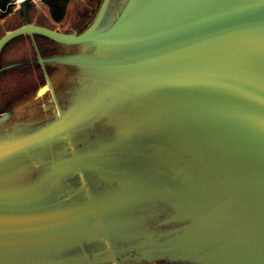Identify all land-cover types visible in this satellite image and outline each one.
<instances>
[{
    "label": "rangeland",
    "instance_id": "obj_1",
    "mask_svg": "<svg viewBox=\"0 0 264 264\" xmlns=\"http://www.w3.org/2000/svg\"><path fill=\"white\" fill-rule=\"evenodd\" d=\"M100 1L68 0L62 18L54 22L49 21L51 18L41 0H28L25 12L30 23L77 33L89 24L90 20L85 21V18L92 10L93 3L98 7ZM125 2L109 0L94 32L108 29ZM2 19L0 26L21 23L18 5L15 9L11 7ZM120 30V27L113 28L108 31L109 34H101L81 45L60 43L39 34L22 33L9 38L0 48V67L3 66L0 68V113L4 110L8 113L0 122V211L10 208L18 216L41 215L40 219L48 232L42 241L32 243L30 249L26 248L31 242L26 248L18 244H0V264L99 263V260H95L104 254L105 241L72 238L69 220H64L66 224L62 223L61 217L52 214L58 207L80 200L88 194L94 199L110 201L107 202L109 206L99 209L98 215L108 223L106 233L117 258L124 254L145 256L147 254L144 253L148 252H163L172 245L171 241L185 236L199 239L193 241L192 246L172 245L170 249H177L178 253L196 254L203 250L200 238L206 235L207 230L214 236L217 233L226 238L225 248L229 252L218 251L227 259L225 264H231L229 255L235 253L232 251L244 253L249 246L252 249L251 256L255 254L256 261L260 263L262 256L264 258V221L258 223L255 215L247 214L246 205L250 198L255 202L264 201L263 178L256 182L255 171L249 173L247 169L244 170V177L241 176L244 188H247L246 191L244 189V195L249 193V189L254 191L257 188L263 194L258 196L259 199L253 194L248 198L250 193L245 196H239L241 193L231 194L228 186L221 181L218 186L221 188L215 191L213 186L207 185L205 189L201 182L200 189L196 190L189 175V181H186L188 186L176 185L178 180L174 172L182 167L184 159L180 151L184 149V129L174 127L173 117L180 120L173 116L174 113L151 109L155 99L164 96L161 94L168 95V91L152 80L140 77L144 80L136 82L129 78V74H110L107 67L104 69L96 63L82 62L85 58L95 56L115 57L111 54L113 50H106L103 45L110 44L113 47L114 36ZM2 33L0 27V35ZM42 84L48 87L37 93ZM170 94L172 101L189 107L190 111L196 109L193 103L181 100L173 92ZM172 101L169 104L171 109ZM151 112L161 117L157 120L162 124L160 129L152 127L157 122H152ZM41 134H44L43 138ZM155 155L157 157L152 162L151 158ZM195 161L198 162L197 159ZM192 170L197 169L190 167ZM247 184L251 185L250 188L246 187ZM260 208L264 210V203ZM260 208L257 204L256 209ZM206 210L208 216L203 213ZM178 213L182 214L177 216ZM172 214L176 216L170 218L174 216ZM166 217L170 219L166 220ZM223 219L226 220L221 221ZM94 220L95 215L82 214L76 222L91 223ZM201 222H205L204 225L207 223L209 227V223L217 225L208 228ZM180 230L186 231L181 233ZM255 230L263 236H259ZM0 231L6 232V229ZM166 261L172 264H196L184 260L183 256L172 261L166 258ZM105 263L108 262L101 264Z\"/></svg>",
    "mask_w": 264,
    "mask_h": 264
},
{
    "label": "water",
    "instance_id": "obj_2",
    "mask_svg": "<svg viewBox=\"0 0 264 264\" xmlns=\"http://www.w3.org/2000/svg\"><path fill=\"white\" fill-rule=\"evenodd\" d=\"M108 1L101 0L98 7L94 2L92 10L85 18V21L90 20L89 24L77 33H70L30 23L25 12L28 0H20L18 10L22 23L0 35V48L9 38L22 33L39 34L60 43L78 44L120 27L121 30L117 31L113 40L115 41L113 47L117 51L116 54H111L115 57L95 56L85 58L84 61L106 66L110 74L111 72H117L116 75L127 73L129 78L135 81L140 82L144 80L143 78L152 80L168 91V95L165 92L166 94H162L163 97L155 99L151 109L152 111L167 109L168 111L165 112L174 113L173 116L180 119L173 117L174 127L184 129L182 145L186 152L182 156L184 158L182 167L174 172V175H177L175 179L178 180L176 185L188 186L186 181L189 175L196 190L200 189L201 182L205 189L208 185L213 186L215 191L221 188H218L221 181L228 186L231 194L232 192L244 194L246 192L242 191L244 183L241 176L246 173L244 171L246 169L249 172L252 170L253 173L255 171L256 182L258 180L260 182L263 178L261 183H264V0H172L171 3L166 0L157 2L154 0L155 3L145 5L150 8L152 14L147 15V11H144L139 19L134 18L132 14L134 10L136 11L133 7L134 0H126L110 27L103 32H94ZM156 26H159V29ZM109 46L111 47L110 44ZM113 47L111 50H114ZM121 50H125L126 55H118L117 52ZM47 87V84H42L37 92H42ZM172 92L181 100L193 103L199 112L193 106L194 109L190 111L189 107L176 100H173L174 103L170 94ZM171 101L172 109L169 107ZM150 114H153L152 122H157L161 118L154 112ZM7 115V111H2L0 122ZM197 120L201 124L197 123ZM202 123L206 128L203 130L202 127L199 130ZM161 125L157 122L152 127L160 129ZM209 140L215 146L224 143L225 146L229 145L237 150L223 151L224 147L222 149L221 144L217 148L209 147L208 150L207 145L211 143ZM201 143L202 148L199 151ZM202 151H207L208 155L203 161H201ZM194 158L198 162L193 160ZM151 160L153 162L154 158ZM231 160L236 162L238 168L235 173L239 182L238 184L233 182L236 187L233 184L230 187V183L224 181L226 174L221 171L223 166L234 167ZM194 162L197 170L190 172ZM199 163L206 167L203 175L199 173ZM249 191L254 196L261 194L259 189L257 193V188ZM203 196L206 195L203 193ZM249 201L255 208L257 204L258 208L263 205L258 201L253 205L255 201ZM107 202L110 201L94 199L88 194L80 200L58 207L52 213L61 217L62 223L66 219L69 220L72 238L98 239L106 242V246L103 247L104 254L95 260V262L99 260V263L95 264L102 262L119 264L106 233L108 223L102 221L98 215L99 209L110 205ZM203 213L208 216L207 210ZM262 213L264 214V210ZM82 214L95 215L96 220L78 224L75 221ZM181 214L178 213L177 216ZM18 215L10 208L0 211V230L6 229V232L0 231L3 232L0 233V244H18L26 248L28 242H31L26 248L30 249L32 243L47 237L48 232L44 233L45 227L40 219L41 215L40 217L33 214ZM252 215L256 216V221L263 223L264 220L257 211L252 212ZM173 217L175 215L170 218ZM201 223L203 226L208 225ZM209 225L211 227L217 224L209 223ZM212 235L214 236L206 230V235L200 238L203 250L196 254L178 253L177 249L171 251L172 245L192 246V242L199 239L185 236L171 241L172 245L168 247L169 253L165 250L144 253L147 254L145 256L142 254H124V256L130 261L143 258L150 261L166 259L168 258L166 256L172 252V256L169 257L171 261L183 256L184 260L196 264L208 262L225 264L227 259L218 251H227L224 243L227 240L217 233L214 237ZM251 250L249 246L245 254L239 250L237 254H230L231 264H264V258L258 263L255 259L256 255L254 257L249 255Z\"/></svg>",
    "mask_w": 264,
    "mask_h": 264
},
{
    "label": "bare ground",
    "instance_id": "obj_3",
    "mask_svg": "<svg viewBox=\"0 0 264 264\" xmlns=\"http://www.w3.org/2000/svg\"><path fill=\"white\" fill-rule=\"evenodd\" d=\"M154 0H134V5H133V7L136 9V11L134 10V12H132V14L134 15V18H136V19H139L140 18V16H141V13L143 14V12L144 11H147V15H150V14H152V11L150 10V8L149 7H146L145 5L146 4H153V3H155V2H157L158 0H155V2H153ZM166 2H169V3H171L172 2V0H166ZM144 6L146 7V8H144ZM138 9V10H137ZM157 27V29H159V26H156ZM115 30V29H114ZM108 33V32H107ZM109 34V33H108ZM107 35V34H106ZM108 39V38H107ZM86 41H84V42H80V43H78L79 45H81V44H83V43H85ZM93 42V41H92ZM87 43V42H86ZM95 43V42H94ZM105 44H106V42H105ZM118 45V44H117ZM105 48L104 49H106V50H109V51H111V48L112 47H109V45H103ZM85 47V46H84ZM101 49H103V48H101ZM119 49H121V48H119ZM83 50V49H82ZM94 50V49H93ZM96 51H97V49H96ZM100 51V50H99ZM116 51L117 50H113L112 51V54H116ZM85 52V51H84ZM82 53V52H81ZM96 53V52H95ZM105 53V52H104ZM85 54V53H84ZM101 54H103V53H101ZM117 54L119 55V54H121V55H126V51L125 50H121V51H118L117 52ZM89 55V54H88ZM106 55V54H105ZM91 57V56H90ZM84 60H82V62H83ZM86 63H88V62H86ZM80 65V64H79ZM84 65H86V64H84ZM90 66V65H89ZM97 66H99V65H97ZM103 66V65H102ZM78 67V66H77ZM81 66H79V68H80ZM92 67V66H91ZM100 67V66H99ZM106 66H103V68L104 69H106L105 68ZM86 68V67H85ZM78 69V68H77ZM97 69V68H96ZM83 70V69H82ZM100 70V69H99ZM98 70V71H99ZM107 70H109L108 68H107ZM77 71V70H76ZM105 71V70H104ZM86 72V71H85ZM100 72V71H99ZM102 72H103V70H102ZM84 73V72H83ZM109 73V72H108ZM115 73V72H114ZM85 74V73H84ZM97 74H98V72H97ZM100 74V73H99ZM83 75V74H82ZM103 75V74H102ZM124 75H127V74H124ZM80 76V75H79ZM85 76V75H84ZM101 76V75H100ZM81 77V76H80ZM107 77V76H106ZM110 77V76H109ZM89 78H91V77H89ZM94 78V77H93ZM95 78H97V77H95ZM112 78V77H111ZM81 79V78H80ZM114 79V78H113ZM117 80H118V78H116ZM126 79V78H125ZM49 80V79H48ZM102 80V79H101ZM105 80V79H104ZM122 80V79H121ZM119 81H120V79H119ZM93 82V81H92ZM95 82V81H94ZM115 82V81H114ZM121 82H123V80L121 81ZM128 82V81H127ZM126 82V83H127ZM137 82V81H136ZM102 83V82H101ZM106 83V82H105ZM118 83V82H117ZM124 83V82H123ZM130 82H128V84H129ZM133 83V82H132ZM119 84H121V83H119ZM138 84V83H137ZM81 85V84H80ZM79 85V86H80ZM108 85V84H107ZM111 85V84H110ZM148 85V84H147ZM73 86V85H72ZM91 86H93V85H91ZM109 86V85H108ZM125 86H127V85H125ZM143 86H145V85H143ZM150 86L151 85H149L148 87L150 88ZM51 87V86H50ZM81 87V86H80ZM96 87H97V85H96ZM95 87V88H96ZM99 87V86H98ZM101 87V86H100ZM128 87H130V86H128ZM134 87H136V86H134ZM138 87V86H137ZM147 87V86H146ZM88 88V87H87ZM103 88V87H102ZM101 89V88H100ZM99 89V90H100ZM108 89V88H107ZM112 89V88H111ZM118 89V88H117ZM116 89V90H117ZM148 89V88H147ZM161 89V88H160ZM82 90V89H81ZM92 90V89H91ZM98 90V91H99ZM119 90V89H118ZM144 90H146V89H144ZM71 91V90H70ZM78 91H80L79 89H78ZM93 91V90H92ZM159 91V90H158ZM73 92H75V91H73ZM157 92V91H156ZM160 92V91H159ZM38 93V92H37ZM78 93H80V92H78ZM93 94V93H92ZM157 94V93H156ZM73 95V94H72ZM75 95V94H74ZM102 95V92L100 93V96ZM161 96H162V94H161ZM51 98V97H50ZM54 98H55V96H54ZM69 98V97H68ZM103 100V99H102ZM104 100H105V98H104ZM74 101H75V99H74ZM85 102H86V100H85ZM84 102V103H85ZM118 102V101H117ZM70 103V102H69ZM73 103V102H72ZM75 103H76V101H75ZM116 103V102H115ZM124 103H125V101H124ZM69 105V104H68ZM115 105V104H114ZM53 107V106H52ZM65 109V108H64ZM117 109H118V107H117ZM161 110V109H160ZM165 111H168L167 109H164ZM56 114V113H55ZM106 115V114H105ZM107 116V115H106ZM56 118V117H55ZM62 118H63V116H62ZM56 122V121H55ZM65 122V121H64ZM50 123V122H49ZM197 123H199V124H201L200 123V121H198L197 120ZM54 124V123H53ZM46 125V124H45ZM203 123H202V125H200L199 126V130L200 129H202V127H203ZM206 125V124H205ZM55 126V125H54ZM53 126V127H54ZM57 126V125H56ZM63 126V125H62ZM43 127V126H42ZM48 127V126H47ZM114 127H115V125H114ZM45 128V127H44ZM204 128H206L205 126L203 127V130H204ZM48 129V128H47ZM49 129H51V128H49ZM55 129V128H54ZM65 129V128H64ZM68 129V128H67ZM66 129V130H67ZM40 130H42V129H40ZM53 130V129H52ZM49 132V131H48ZM115 132V131H114ZM47 133V132H46ZM50 133V132H49ZM58 133V132H57ZM110 133V132H109ZM70 134V133H69ZM117 134H119V133H117ZM46 135V134H45ZM115 135V134H114ZM42 136H44V134L42 135H40V137H42ZM112 136H113V134H112ZM43 138V137H42ZM55 138V137H54ZM66 138V137H65ZM69 138V137H68ZM101 138V137H100ZM100 138H98L97 140H99ZM109 138V137H108ZM107 138V139H108ZM70 139V138H69ZM154 141V140H153ZM211 143H210V145H207V149L209 150V147H212V146H214V148H217V146L219 145V144H221L222 145V149H223V147H224V150L223 151H231V152H233V150L234 151H236L237 149L236 148H233L232 149V147H230L229 145H224V143H219L217 146H215V144L214 143H212V141L211 140H209ZM70 143V142H69ZM97 143V142H96ZM99 143V142H98ZM69 148V147H68ZM200 148H202V143L200 144V147H199V151H200ZM75 150V149H74ZM180 151H182V153L183 154H185V152H186V149L184 148V149H181ZM74 152V151H73ZM153 152V151H152ZM238 152V151H237ZM68 153V152H67ZM77 155V154H76ZM162 155H160L158 158H160ZM67 157V156H66ZM152 157H154V160H155V158L157 157V155H155V156H152ZM234 157L236 158V154L234 155ZM205 158H208V155H207V151H202L201 152V161H203ZM76 159H77V157H76ZM74 160V159H73ZM194 160H195V158H194ZM67 161V160H66ZM77 161H79V160H77ZM244 161V160H243ZM75 162V161H74ZM94 163V162H93ZM231 164H232V166H234V167H226V166H223L222 168H221V171H224L225 172V174H226V177H224V181L225 182H229L230 183V187H231V185L233 184V186H234V183H236L237 182V184H238V182H239V179H238V177L236 176V173H235V171H236V169H238L237 168V165H236V162L235 161H232L231 160ZM72 166V165H71ZM81 168V167H80ZM109 168V167H108ZM192 168H195L196 169V164H195V162H194V165H193V167ZM119 169V168H118ZM79 170V169H78ZM83 170V169H82ZM125 170V169H124ZM179 170V169H178ZM198 170H199V173L201 174V175H203V172L206 170V167L203 165V164H201V163H199V168H198ZM193 171V170H192ZM234 171V172H233ZM191 172V171H190ZM250 172H251V170H250ZM249 172V173H250ZM244 177V176H243ZM245 177H247V176H245ZM256 177V176H255ZM250 178H251V176H250ZM247 179V178H246ZM117 180V179H116ZM120 180V179H119ZM163 180V179H162ZM261 180H262V178H261ZM165 181V180H164ZM170 181V180H169ZM189 181V180H188ZM191 181H193V180H191ZM243 181V180H242ZM250 181H252L251 179H250ZM234 182V183H233ZM259 182V181H258ZM168 183V182H167ZM244 183V182H243ZM246 183V182H245ZM162 184H163V182H162ZM171 184V183H170ZM191 184V183H190ZM262 184V183H261ZM264 184V183H263ZM262 184V185H263ZM246 185V184H245ZM251 186V185H250ZM250 186H248V184H247V186L246 187H249L250 188ZM261 186V185H260ZM173 187V186H172ZM234 187H236V186H234ZM255 187V186H254ZM156 188V187H155ZM219 188V187H218ZM262 188V187H261ZM208 189V188H207ZM213 189V188H212ZM243 189V188H242ZM245 189V191H246V189L247 188H244ZM173 190V189H172ZM255 190V189H254ZM212 191V190H211ZM244 191V190H243ZM239 192V191H238ZM248 192H250V191H248ZM126 193V192H125ZM125 193H121V194H125ZM130 192H128V193H126V194H129ZM218 193V192H217ZM229 192H227V194H228ZM257 193H258V191H257ZM261 193V192H260ZM249 194V193H248ZM252 194V192L248 195V198H250V197H252V196H250ZM118 195V194H117ZM178 195V194H177ZM205 195V194H204ZM215 196H216V194H214ZM241 195H244V194H241ZM263 194L261 193L259 196H262ZM123 196V195H122ZM125 196H128V195H125ZM180 196V195H179ZM218 196V195H217ZM245 196V195H244ZM243 196V197H244ZM254 196V195H253ZM124 197V196H123ZM122 197V198H123ZM264 197V196H263ZM125 198V197H124ZM242 198V197H241ZM248 198L246 199L245 198V200H247L248 201ZM255 198V197H254ZM186 199H187V197H186ZM209 199V198H208ZM244 199V198H243ZM257 199H259L258 198V196H257ZM262 199H264V198H262ZM261 198H260V200H262ZM115 200V199H114ZM120 200V199H119ZM122 200V199H121ZM242 200V199H241ZM250 200H252L251 198H250ZM255 200V199H254ZM260 204H262V203H264V201L262 202V201H259V200H257ZM233 202V201H232ZM244 202V201H243ZM193 204H196V203H193ZM234 204V203H233ZM246 204V203H245ZM256 204V202H253V205H255ZM173 205V204H172ZM175 205V204H174ZM232 206V205H231ZM240 206H242V205H240ZM247 206V210H246V212H247V214L249 213L250 215H252V212H256L257 211V213L261 216V219H263L264 220V214L262 213V212H260V210L262 209V208H260V209H256L255 207H253L252 206V204H251V202L249 201V203H248V205H246ZM246 206H243V207H246ZM173 207V206H172ZM177 208V207H176ZM50 210V209H49ZM176 210V209H175ZM183 210V209H182ZM182 210H179V211H182ZM190 210V209H189ZM33 211H35V210H33ZM33 211H31V212H33ZM186 211V210H185ZM262 211V210H261ZM50 212V211H49ZM176 212H178V211H176ZM44 215V214H43ZM47 215V214H46ZM172 215H174V214H172ZM176 216V215H175ZM249 216V215H248ZM247 216V217H248ZM57 217V216H56ZM253 217V216H252ZM256 217V216H255ZM167 218V217H166ZM177 218V217H176ZM193 218V217H192ZM164 219V218H163ZM192 220V219H191ZM224 220H226V219H223V220H221V221H224ZM249 220H251L250 218H249ZM255 220V219H254ZM55 221V220H54ZM231 221V220H230ZM253 221V220H252ZM76 222V221H75ZM192 222V221H191ZM190 222V223H191ZM208 222V221H207ZM214 222V221H213ZM216 222V221H215ZM48 223V222H47ZM205 223V222H204ZM231 223V222H230ZM235 223V222H234ZM257 223V222H256ZM258 223H261V222H258ZM223 224V223H222ZM245 224V223H244ZM250 225H251V223H249ZM243 225V224H242ZM66 226H68V225H66ZM182 226V225H181ZM246 227H248L247 225H245ZM49 227H50V225H49ZM251 227H252V225H251ZM254 227V226H253ZM260 227V226H259ZM57 228H58V226H57ZM180 228V227H179ZM243 228V227H242ZM258 228V227H257ZM47 229V228H46ZM45 229V230H46ZM62 229V228H61ZM245 229V228H244ZM253 229V228H252ZM259 229V228H258ZM168 230V229H167ZM166 230V231H167ZM66 231V230H65ZM165 231V230H164ZM165 231V232H166ZM184 231V230H183ZM183 231H181L180 230V232L182 233ZM186 231V230H185ZM184 231V232H185ZM260 231V230H259ZM46 232V231H45ZM53 232V231H52ZM218 232V231H217ZM246 232V231H245ZM255 232H256V230H255ZM161 233H162V231H161ZM206 233V232H205ZM204 233V234H205ZM227 233V232H226ZM225 233V234H226ZM235 233V232H234ZM257 234H258V232H256ZM261 233V232H260ZM178 233H176V235H177ZM184 234V233H183ZM187 234V233H186ZM243 234V233H242ZM248 234V233H247ZM252 234V233H251ZM262 234V233H261ZM260 234V235H261ZM66 235V234H65ZM69 235V234H68ZM179 235V234H178ZM244 235V234H243ZM253 235V234H252ZM259 235V234H258ZM259 235V236H260ZM170 236H172V235H170ZM249 236V235H248ZM261 236H263V235H261ZM173 237V236H172ZM258 237V236H257ZM238 238V237H237ZM248 238V237H247ZM259 238V237H258ZM256 239V238H255ZM229 240V239H228ZM233 240V239H232ZM250 241H252V239H249ZM254 240V239H253ZM257 241V240H256ZM262 241H263V239H262ZM242 242V241H241ZM261 242V241H260ZM105 244H106V242H104ZM236 243H238V242H236ZM252 243V242H251ZM226 244V243H225ZM227 244H229V242L227 243ZM238 244H240V243H238ZM243 244V243H242ZM264 244V243H263ZM253 245V244H252ZM255 245V244H254ZM231 246H233V245H231ZM236 247H237V244L235 245ZM243 246H244V244H243ZM259 246H262L261 244L259 245ZM251 247V246H250ZM238 248H239V246H238ZM243 248V247H242ZM190 249V248H189ZM257 249V248H256ZM173 250V249H172ZM171 250V251H172ZM165 251V250H164ZM179 251H181L180 249H179ZM191 251V250H190ZM227 251H228V249H227ZM243 251V250H242ZM256 251V250H255ZM264 251V250H263ZM262 251V252H263ZM170 252V249L168 250V252L167 253H169ZM222 252V251H221ZM229 252V251H228ZM231 252V251H230ZM232 252H235V253H237L236 251H232ZM246 252V251H245ZM244 252V253H245ZM253 252V251H252ZM149 253V252H148ZM218 253H220V252H218ZM225 253V252H224ZM264 253V252H263ZM222 254V253H221ZM257 254H258V251H257ZM260 254H261V250H260ZM81 255V254H80ZM224 255V254H223ZM251 255V254H250ZM255 255V254H254ZM262 255V254H261ZM172 256V252L170 253V255L169 256H166V257H168L167 259L168 260H171L169 257H171ZM227 256V255H226ZM258 256H259V254H258ZM230 257V256H229ZM251 257H253V256H251ZM259 258V257H258ZM117 260H118V262H119V264H125L126 262H128V258L127 257H125V256H123V257H119V258H116ZM124 259L126 260V261H124ZM262 259H263V256H262ZM261 259V260H262ZM139 260H141V261H143V262H145V261H147V258L146 259H139ZM260 260V259H259ZM105 264H114V263H112V262H108V263H105ZM129 264V263H128Z\"/></svg>",
    "mask_w": 264,
    "mask_h": 264
},
{
    "label": "trees",
    "instance_id": "obj_4",
    "mask_svg": "<svg viewBox=\"0 0 264 264\" xmlns=\"http://www.w3.org/2000/svg\"><path fill=\"white\" fill-rule=\"evenodd\" d=\"M68 0H41L46 7L50 18L59 21L62 18ZM11 0H0V18L10 11Z\"/></svg>",
    "mask_w": 264,
    "mask_h": 264
},
{
    "label": "crops",
    "instance_id": "obj_5",
    "mask_svg": "<svg viewBox=\"0 0 264 264\" xmlns=\"http://www.w3.org/2000/svg\"><path fill=\"white\" fill-rule=\"evenodd\" d=\"M20 1V0H19ZM16 5H18V3L17 4H12V9L14 8H16ZM3 17H1L0 18V22L3 20L2 19ZM50 19V18H49ZM49 21H51V22H54L53 20H49ZM22 23V22H21ZM20 23V21H19V23H17V24H13V25H1L0 27H1V29H2V32H5V31H7V30H9V29H11V28H14V27H16V26H18V25H20L21 24ZM45 26V25H44ZM53 28H55V27H53ZM124 261H126V260H124ZM151 262H154V263H151ZM146 261V262H143V261H141V260H133V261H130V260H128V262H126L125 264H172V262H168V261H166V259H156V260H152V261Z\"/></svg>",
    "mask_w": 264,
    "mask_h": 264
},
{
    "label": "built area",
    "instance_id": "obj_6",
    "mask_svg": "<svg viewBox=\"0 0 264 264\" xmlns=\"http://www.w3.org/2000/svg\"><path fill=\"white\" fill-rule=\"evenodd\" d=\"M19 2V0H11V3L13 4H17Z\"/></svg>",
    "mask_w": 264,
    "mask_h": 264
}]
</instances>
